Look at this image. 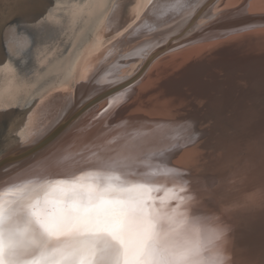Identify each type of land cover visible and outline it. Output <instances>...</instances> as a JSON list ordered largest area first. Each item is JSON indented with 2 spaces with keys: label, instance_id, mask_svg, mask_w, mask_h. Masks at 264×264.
Wrapping results in <instances>:
<instances>
[{
  "label": "bare ground",
  "instance_id": "obj_1",
  "mask_svg": "<svg viewBox=\"0 0 264 264\" xmlns=\"http://www.w3.org/2000/svg\"><path fill=\"white\" fill-rule=\"evenodd\" d=\"M9 1L11 10L0 19V152L30 143L59 120L83 113L36 160L4 172L0 185L32 176L55 178L66 174L71 179L74 174L87 175L86 170L111 158L127 166V176L115 183L148 185L147 208L162 217V233L176 229L181 239L191 238L192 244L199 243L203 255L219 253L223 264H240L237 222L235 241L231 244L232 235H227L220 215L199 212L207 191L222 188L229 172L220 176L217 187L212 189L207 188V183L197 184L195 180L202 173L194 159L201 161L205 154L197 150L195 139L205 133L204 129L198 132L197 127L207 108L226 115L228 108L246 104L250 108L258 101L264 105V18L259 17L264 13L228 19L226 11L215 17L219 5L237 0H205L193 13L192 0H130L121 5L117 17L131 23L113 35L108 32L114 19L112 15L106 18L111 0H85L82 20L71 44L64 54H52V59H48V51L63 49L72 34L77 2L63 0L60 10L61 0ZM246 9L263 12L264 0H251ZM173 11L177 17H167L166 13ZM181 12L185 16H180ZM146 17L149 24H167L143 36L145 33L140 31ZM138 21L142 22L133 33L141 35L132 43L135 37L129 40L128 27ZM206 33L207 36L197 39ZM122 35L121 49L113 42ZM159 42L163 44L157 46ZM185 42L191 45L176 49ZM142 46L147 49H141ZM139 53L143 55L134 65ZM124 54L113 66L116 72L113 67L105 71ZM103 55L107 57L91 76L93 62ZM171 55L172 59L163 64ZM29 74H34L33 80L28 78ZM103 74L105 81L101 79ZM111 93L114 94L109 96ZM46 96H55V101L49 103L51 108L44 109L48 111L43 119L42 107L33 109L36 113L30 115L33 102ZM99 98L97 104L89 107ZM112 99L120 102L119 106L105 113ZM134 130L139 131L131 133ZM65 144H70L67 150L69 156L74 155L71 159H66L60 150ZM88 155V160H84ZM55 159H60L59 166L54 164ZM41 166L43 171L37 172L36 168ZM58 167L62 170L55 172L53 169ZM213 230L222 235L209 243Z\"/></svg>",
  "mask_w": 264,
  "mask_h": 264
},
{
  "label": "snow or ice",
  "instance_id": "obj_2",
  "mask_svg": "<svg viewBox=\"0 0 264 264\" xmlns=\"http://www.w3.org/2000/svg\"><path fill=\"white\" fill-rule=\"evenodd\" d=\"M109 101L105 113L119 106ZM126 165L105 158L87 175L0 185V264H187L204 249L162 233L146 183H115ZM179 172L180 170H173ZM222 232L213 230L209 243ZM223 264V257H215Z\"/></svg>",
  "mask_w": 264,
  "mask_h": 264
},
{
  "label": "rangeland",
  "instance_id": "obj_3",
  "mask_svg": "<svg viewBox=\"0 0 264 264\" xmlns=\"http://www.w3.org/2000/svg\"><path fill=\"white\" fill-rule=\"evenodd\" d=\"M52 1L56 2L58 0H52ZM75 1L77 2V4H74V9H73V17H75L74 18L75 25L72 27L73 32L72 34L70 33V36H68L69 38H67V41L64 42L63 49L60 50L58 48V51H53L54 50L53 49L52 53H51V50L48 51L51 54L48 59L50 58L52 59L53 57L52 54L60 55L62 53L63 54L65 53V51L69 47L68 45H70L72 42L71 39L74 36L76 29L80 25V22L82 20L81 17L83 16V13H84L83 10H84L85 0H75ZM128 1L130 0H111L110 1L107 7V11L108 9L109 11H108V14L106 15V18H108L109 15L110 16L112 15L114 19L113 20L114 22L113 21L112 22L114 24H111L113 28L111 29L110 27L111 32L109 31L108 33H114L113 35H115L118 33L119 30H124L125 29L124 27L131 23V22L127 23L126 21H122L120 20V17L119 18L117 17L119 15L121 5L122 4L126 5ZM204 1L205 0H192V4L190 6L191 8L190 12L192 11L194 12L196 8L199 5H201ZM249 2H251V0H237L235 3L226 2L225 4L223 2L222 5H219V7L216 9L217 11L219 10V12L215 13V17L218 18L220 15H222L226 11L229 12V14L226 15L229 17V18L226 17L228 19H235L238 17L242 18L243 16L247 14L251 15V14L264 13L263 10H259L263 12H258L257 10L246 9V7H248ZM58 3L60 5L58 6V9L62 10L63 3H64L63 0H61ZM151 4L148 6V8L153 5ZM11 5L12 3H10L9 0H0V19H3L4 16L10 12L11 7H12ZM216 5H217V2H215L211 6L212 9L215 8ZM123 12H124V9H123ZM182 13L183 12L180 13V16H185V14L184 13L182 14ZM166 15L167 17H172V18L177 17V14H175L174 11L171 13L169 12L168 14L166 13ZM166 15L164 18H166ZM259 17L264 18V15L259 16ZM15 20L13 22H15ZM148 20H149L148 17H146L143 20V26L141 27V31H140V32L145 33L143 36L153 34L156 32L158 28L165 27L167 24V22L159 23L160 26L158 24H149ZM141 22L138 21L133 26L128 27V30H130L129 40L135 37L134 38L135 40L134 39L131 40L132 43L136 40H139L138 37L141 34L139 35L138 33L134 34L133 30L136 29L141 24ZM137 23L139 24L137 25ZM205 36H207V33L203 36H200L197 39H201ZM123 37L124 35H122L119 38H116V40L113 42L115 47L116 46L118 48L122 47L121 41ZM188 43L189 42H187L186 44L185 42L181 44L182 47L181 45H179L176 47V49L178 48L180 50H183V48L186 49V46L191 45L190 44L191 42L189 44ZM142 48L147 49L145 46H142L141 49ZM139 49L140 48L136 49V51H138ZM123 50L125 49L123 48ZM147 52L145 54H147ZM183 54L184 52L182 53V55ZM187 54L188 52L185 53V56ZM139 55L140 56H136L134 60L135 62L134 65L140 60L143 53H139ZM124 56H126V54L118 57L117 59H114L110 67L106 68L105 71L108 72L111 70L110 69L111 67L115 65L117 66V64L120 62V60ZM106 57L107 55H103L102 57H99V58L97 57L96 58L97 60L95 59V61L93 62L94 65L91 68V71H92L91 76L94 75V73H96V71L98 70V69L96 70V68L102 65V60L105 59ZM167 58H165L167 60H164L163 64L168 63L172 59V55L168 56ZM105 65H103L101 69H103ZM101 69H99V71ZM112 69L114 72H116L117 70L114 67ZM155 71L157 72L158 68ZM104 74L101 76V79L105 81ZM33 75L29 74L28 78L29 79L31 78V80H33ZM233 78L234 77H232V79ZM227 79L231 80L230 78H227ZM37 101L33 102L34 106L30 112V115L32 113L33 114L36 113V112H33V109L42 107L43 111L41 112V115L43 119V116L46 115V111H48V110L45 111L44 109L50 107L49 103L51 101H55V96H49V97L46 96L41 101L39 102ZM256 103L258 105L256 106L252 105L250 108H248L250 104H246L247 106L245 105L244 106L245 108L244 107L228 108L227 110L228 112L226 115H218L214 109L207 108L206 115L199 117L198 122L200 126L197 127L198 132L199 130L204 129L205 133L200 136L198 134L195 139L196 142L198 141L197 146H196L198 148L197 150L204 153L205 157L201 161L200 159L199 161H197V158L194 159L195 157H193L194 161L196 162L195 165L198 166V171L202 173L200 177H198V179L195 180L197 184L198 182H201V184L203 183L202 186H204L205 183H207V188L209 187V189L210 188L212 189L213 187H217L219 183L218 178H220V176L229 172V174H227V177L225 179V182L222 188H220L218 191L205 190L207 191V193L205 194V197H203V201H204V203L202 202L203 209L202 207H200L201 211L199 212L207 213V211H209V212H212V214L220 215V217L223 219V223L227 227V235H232L231 240H229L231 244L235 241L234 222L235 221L237 222V226H238L237 238L240 241L239 247L237 250V258L240 264H264V129H263L264 128V105H259L261 103L259 101ZM233 109H236V110L233 111ZM115 110L116 109H114L113 111ZM187 113L191 114V112L189 111H187ZM91 120L93 121L94 118H92ZM34 130L35 129H33V131ZM138 131L139 130H134L131 133L136 134L138 133ZM73 136L74 135H72V138L70 141L73 140ZM92 138L91 140H94ZM66 145L67 144L63 146L64 149L62 147L60 150H63L62 152L64 153L65 156H67L66 159L68 158L71 159L74 157V155L69 156L70 153L68 152L67 148L70 144H68V146ZM95 153L96 152L91 153L90 155H95ZM90 155L84 158V160L85 159L88 160ZM59 161L58 159L57 161L55 159L54 164L56 166H59L57 165ZM50 164H53V163H50ZM26 168L27 167L19 170L16 173H20ZM36 170L37 172L39 171L42 172L43 168L42 166L40 168L37 167ZM53 170L55 172H60L62 168L59 169L58 167L56 169L54 168ZM182 174L185 175V172L180 171V175ZM207 204L211 206L207 207Z\"/></svg>",
  "mask_w": 264,
  "mask_h": 264
},
{
  "label": "water",
  "instance_id": "obj_4",
  "mask_svg": "<svg viewBox=\"0 0 264 264\" xmlns=\"http://www.w3.org/2000/svg\"><path fill=\"white\" fill-rule=\"evenodd\" d=\"M167 39H169V37H167L166 40ZM161 43L162 42L157 43V46H159ZM112 94L114 93L109 94V96ZM101 95L103 96V92ZM100 99L101 98L97 99L96 101H92L89 107L97 104ZM86 109L87 107L84 110ZM81 113H83V111ZM81 113H79L78 116L75 115L74 117L67 120H59L51 128L45 130L39 137L30 143H22L15 146L8 152H0V176L7 170L29 163L33 159L36 160L37 156L50 145H52L67 130V128L73 124L74 121H76ZM5 180H2L1 182Z\"/></svg>",
  "mask_w": 264,
  "mask_h": 264
},
{
  "label": "clouds",
  "instance_id": "obj_5",
  "mask_svg": "<svg viewBox=\"0 0 264 264\" xmlns=\"http://www.w3.org/2000/svg\"><path fill=\"white\" fill-rule=\"evenodd\" d=\"M195 229H193V235H194ZM183 240H186L191 243V238H184ZM217 256V253H213L210 255H203L201 253L200 255H190L187 264H219V261L215 259Z\"/></svg>",
  "mask_w": 264,
  "mask_h": 264
}]
</instances>
